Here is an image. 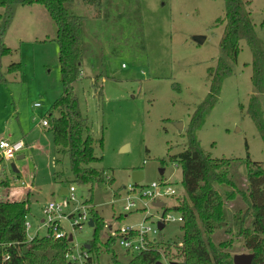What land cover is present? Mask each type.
<instances>
[{
    "label": "rangeland",
    "instance_id": "374dc122",
    "mask_svg": "<svg viewBox=\"0 0 264 264\" xmlns=\"http://www.w3.org/2000/svg\"><path fill=\"white\" fill-rule=\"evenodd\" d=\"M11 6L10 24L2 37L11 53L0 63V138L23 140L25 156L0 159V181L13 187L0 185V200L29 198V240L49 233L45 206L67 202L64 213H74V218L62 219L61 224L67 236H73L68 259L76 264H87L85 245L93 239L100 246L93 264H116L115 257L129 261L135 252L121 244L117 234L121 228L145 226L151 227L148 246L160 245V261L170 264L173 260L165 249L177 250L182 222L168 220L162 229L158 223L168 215L180 216L174 207L186 197L182 167L171 157L187 148L190 117L209 91L208 68L223 56L225 22L217 19L225 17L226 0H74L69 6L86 18V28L94 36L84 46L82 71L74 84L100 158L91 166L106 173V181L93 188L70 182L68 156L55 163L60 154L53 133L43 124L63 93L56 22L42 4ZM249 10L264 50V0H249ZM5 13L6 7L0 5V32ZM240 47L216 105L196 134L212 157L234 159L231 172L246 186L247 159L264 167V139L249 112L256 93L252 50L246 39ZM14 63H21V69L10 72ZM260 97L264 118V80ZM178 122L184 125L182 131ZM135 170L144 173L142 187L133 186ZM55 171L64 173L62 179ZM154 182L176 191L159 197L165 206L153 205L152 197L144 194ZM71 186L73 192L60 195L62 187ZM128 204L130 210L125 209ZM91 208L104 218L97 232L89 225ZM84 213L89 220L83 219ZM75 218H80L81 226L73 225ZM109 237H116L111 251L105 245ZM238 244L237 253H250Z\"/></svg>",
    "mask_w": 264,
    "mask_h": 264
},
{
    "label": "trees",
    "instance_id": "16d2710c",
    "mask_svg": "<svg viewBox=\"0 0 264 264\" xmlns=\"http://www.w3.org/2000/svg\"><path fill=\"white\" fill-rule=\"evenodd\" d=\"M73 1L0 0V5L6 7L5 22L0 32V63L5 55L11 53V48L2 42V37L10 24L12 3L44 5L57 25L54 40L59 47L63 83V93L54 102L47 120L56 152L60 154L55 158V163L59 165L62 162V155L68 156L73 174L70 182L88 184L93 188L97 183L106 181V173L105 169L91 166L100 158L95 153V138L87 117L80 109L74 84L82 71L84 46L94 41V36L86 28V18L70 10ZM217 22H225L220 39L223 56L216 66L208 68L209 91L190 117L186 130L187 148L178 156L171 157L182 167L186 197L174 207L183 216V235L175 242L177 250L169 247L165 249V254L168 259L185 264H234L233 257L239 251L240 242L254 254L252 264H264L263 165L248 158V183L241 186L231 172L234 159L212 157L202 147L196 134L216 105L224 79L232 72L231 61L235 62L238 58L240 41L246 39L253 55L252 80L256 91L251 97L249 112L264 139L260 97L264 80V50L251 18L249 0H226L225 17L218 18ZM20 69L21 63L9 66L10 72ZM54 110L58 112L57 116ZM54 175L62 179L64 173L55 171ZM9 184L0 181L1 186ZM134 186L140 187L142 184L134 183ZM29 210L28 197L0 200V264H76L67 257L72 241L67 235L55 238L49 230L45 236L28 239L26 223ZM91 214L97 232L104 226V218L93 208ZM115 238L109 237L105 243L109 251ZM89 243L90 248L85 249L87 264L100 250L96 239ZM161 249L160 245L148 246L141 252H135L127 262L116 257L114 261L116 264H155L163 257Z\"/></svg>",
    "mask_w": 264,
    "mask_h": 264
},
{
    "label": "built area",
    "instance_id": "2783aa9c",
    "mask_svg": "<svg viewBox=\"0 0 264 264\" xmlns=\"http://www.w3.org/2000/svg\"><path fill=\"white\" fill-rule=\"evenodd\" d=\"M43 124L48 126L47 120H44ZM24 145L25 144L23 140L15 141L9 138H0V158L4 160H14L20 153H22L21 151ZM162 184L163 183H156V182L152 183L150 186V189H146L144 194L152 197L154 202L159 200V197L162 196L163 194H167V195L175 194L176 191L174 188H172L171 186L162 185ZM74 190H75V187L71 186L68 189V194L73 192ZM73 198L74 196L72 195V199ZM67 204H68L67 202H64V203L50 202L45 206L44 211L45 213L49 215V221L47 222L48 229L54 235L55 238H61L67 235L62 228V224H61L62 219H67L70 217L74 218V213H71L68 215L64 213V207ZM131 206L132 204H128L125 206V209L130 210ZM52 214H55V215L52 216ZM83 219L89 220L88 217H86L85 213L83 215ZM168 220L180 221V222L184 221L182 214H180V216L178 217H175L174 215H168L166 218L162 219V223H165ZM26 224L28 228L29 224L28 223ZM81 224L82 222L80 221V218L74 219L73 221L74 226L76 227L81 226ZM150 231H151V227L149 226L141 227L139 229L132 228V227H126V228H121L117 236L121 238V244H123L129 250L133 252H141L142 250L148 247L150 240L147 238V234ZM69 253L67 254L68 258L70 257ZM84 254L88 256L87 252H85ZM90 264H93V262H91Z\"/></svg>",
    "mask_w": 264,
    "mask_h": 264
},
{
    "label": "water",
    "instance_id": "95a60500",
    "mask_svg": "<svg viewBox=\"0 0 264 264\" xmlns=\"http://www.w3.org/2000/svg\"><path fill=\"white\" fill-rule=\"evenodd\" d=\"M196 40L198 42H202L203 41V37L197 36ZM178 127H179V130L182 131L183 128H184L183 123L182 122H178ZM123 150H125V149H123ZM24 156L25 155L23 153H20L16 158L17 159H21ZM12 167H13V170L15 172H18V169H17L15 163H12ZM163 171H164V169H161V173H163ZM143 178H144L143 171L135 170L133 172V176H132L133 183H140ZM59 193H60V195H68V189L66 187H62ZM153 205H155L157 207H161V206L164 205V203L162 201L157 200V201H155L153 203ZM89 225L90 226H94V219L93 218H90ZM163 227H164V223L159 222L158 223V228L162 229ZM72 239H73V236L70 235L69 240L71 241ZM85 247H86V249H89L90 248V244L87 243L85 245ZM253 257H254L253 253H235L234 257H233L234 264H252ZM70 264H71V262H70ZM155 264H163V263L161 261H157ZM171 264H185V263L173 260V261H171Z\"/></svg>",
    "mask_w": 264,
    "mask_h": 264
},
{
    "label": "crops",
    "instance_id": "0c3cea01",
    "mask_svg": "<svg viewBox=\"0 0 264 264\" xmlns=\"http://www.w3.org/2000/svg\"><path fill=\"white\" fill-rule=\"evenodd\" d=\"M0 159H2V158H0ZM9 188H13V187L8 186V190H9ZM23 199H25V198H23ZM15 200H21V199H15Z\"/></svg>",
    "mask_w": 264,
    "mask_h": 264
}]
</instances>
